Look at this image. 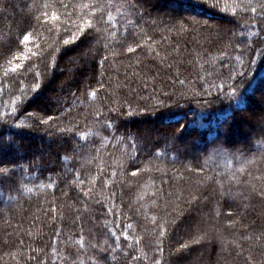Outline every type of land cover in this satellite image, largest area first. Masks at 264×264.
<instances>
[{"label": "trees", "instance_id": "16d2710c", "mask_svg": "<svg viewBox=\"0 0 264 264\" xmlns=\"http://www.w3.org/2000/svg\"><path fill=\"white\" fill-rule=\"evenodd\" d=\"M161 1L0 0V264H264V0Z\"/></svg>", "mask_w": 264, "mask_h": 264}, {"label": "rangeland", "instance_id": "374dc122", "mask_svg": "<svg viewBox=\"0 0 264 264\" xmlns=\"http://www.w3.org/2000/svg\"><path fill=\"white\" fill-rule=\"evenodd\" d=\"M155 3L157 5V8H160V9H167V10H171L172 13L174 14H179L178 12H184L183 10H177L175 9L173 6L171 5H168L166 4V2H162L161 0H155ZM262 89H260L259 91H257L255 94H254V101L256 102V106L254 107H249L247 109H245L240 115L239 117H241V119L243 120L242 123H240L238 125V129L233 131V135H234V138H239L241 135H243L244 133L245 134H249L251 129H254L256 126L258 128H262L263 126V120H264V99L262 98L263 97V94H264V87L261 86ZM55 90V89H54ZM56 92H47L46 94L47 98L46 100H49L50 96L52 95H55ZM45 94V95H46ZM39 102H44L45 99L44 98H39L38 99ZM248 116V115H251L250 118L249 117H245L244 116ZM150 125V124H149ZM254 127V128H253ZM10 138L12 137V135L9 136ZM30 141H33V143L36 144V147L40 148V153L41 154H44L46 153L47 151V144H41L39 145V140L37 138H34L32 137L30 139ZM236 142L240 143L242 142V140H237ZM14 151V150H13Z\"/></svg>", "mask_w": 264, "mask_h": 264}, {"label": "snow or ice", "instance_id": "6c2138e0", "mask_svg": "<svg viewBox=\"0 0 264 264\" xmlns=\"http://www.w3.org/2000/svg\"><path fill=\"white\" fill-rule=\"evenodd\" d=\"M252 11L255 12V8H253ZM56 18H57V17L54 15V16H53V19L55 20ZM25 39L27 40L28 37H25ZM65 43L67 44L68 41L66 40ZM129 51H132V49L130 48ZM2 171H4V170H3V169H0V172H2ZM133 175H135V173H133Z\"/></svg>", "mask_w": 264, "mask_h": 264}, {"label": "bare ground", "instance_id": "6f19581e", "mask_svg": "<svg viewBox=\"0 0 264 264\" xmlns=\"http://www.w3.org/2000/svg\"><path fill=\"white\" fill-rule=\"evenodd\" d=\"M253 101L251 102V106H256V102L254 101V99H252Z\"/></svg>", "mask_w": 264, "mask_h": 264}]
</instances>
